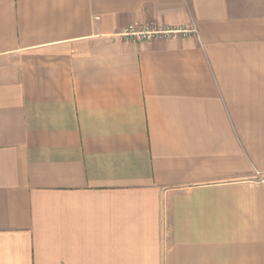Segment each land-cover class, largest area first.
<instances>
[{"label": "crops", "instance_id": "1", "mask_svg": "<svg viewBox=\"0 0 264 264\" xmlns=\"http://www.w3.org/2000/svg\"><path fill=\"white\" fill-rule=\"evenodd\" d=\"M0 264H264V0H0Z\"/></svg>", "mask_w": 264, "mask_h": 264}, {"label": "built area", "instance_id": "2", "mask_svg": "<svg viewBox=\"0 0 264 264\" xmlns=\"http://www.w3.org/2000/svg\"><path fill=\"white\" fill-rule=\"evenodd\" d=\"M188 33L190 32L172 29H161L149 26L130 25L125 30H123V32H121L119 36L133 42H151L165 38H177V36L179 35L185 36ZM191 33L197 34L195 30H193Z\"/></svg>", "mask_w": 264, "mask_h": 264}]
</instances>
